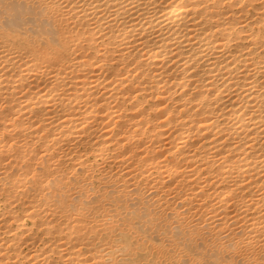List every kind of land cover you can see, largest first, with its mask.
Masks as SVG:
<instances>
[{
	"label": "bare ground",
	"instance_id": "6f19581e",
	"mask_svg": "<svg viewBox=\"0 0 264 264\" xmlns=\"http://www.w3.org/2000/svg\"><path fill=\"white\" fill-rule=\"evenodd\" d=\"M264 264V0H0V264Z\"/></svg>",
	"mask_w": 264,
	"mask_h": 264
},
{
	"label": "rangeland",
	"instance_id": "374dc122",
	"mask_svg": "<svg viewBox=\"0 0 264 264\" xmlns=\"http://www.w3.org/2000/svg\"><path fill=\"white\" fill-rule=\"evenodd\" d=\"M177 264V263H176Z\"/></svg>",
	"mask_w": 264,
	"mask_h": 264
}]
</instances>
